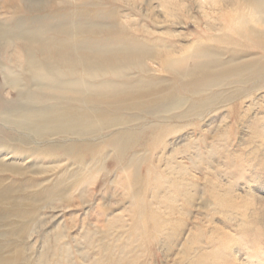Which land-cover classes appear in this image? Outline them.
Instances as JSON below:
<instances>
[{
  "label": "rangeland",
  "instance_id": "1",
  "mask_svg": "<svg viewBox=\"0 0 264 264\" xmlns=\"http://www.w3.org/2000/svg\"><path fill=\"white\" fill-rule=\"evenodd\" d=\"M81 1L0 0V24L22 18V28L33 30L41 26L35 8L48 3L69 18L114 26L118 37L102 38L138 43L149 55L116 78L119 89L145 101L191 79L176 74L177 61L205 62L221 79L197 95L209 101L180 95L177 106L132 122L137 134L126 154L140 159L136 174L107 155L104 169L82 180L72 158L29 150L41 143L27 132L22 160H2L0 152L3 164L21 170L0 171V264H264V71L245 82L227 73L264 61L242 35L245 26L264 25L241 22L248 19L242 0ZM9 51L0 47V130L12 135L21 130L2 113L27 107V90L44 86L25 79ZM11 75L20 86H11ZM8 139L0 133V143Z\"/></svg>",
  "mask_w": 264,
  "mask_h": 264
},
{
  "label": "bare ground",
  "instance_id": "2",
  "mask_svg": "<svg viewBox=\"0 0 264 264\" xmlns=\"http://www.w3.org/2000/svg\"><path fill=\"white\" fill-rule=\"evenodd\" d=\"M88 1L90 0H82L80 4H88ZM242 1L245 3L248 19L241 17V22L264 25V0ZM51 7L48 3H43L35 8L38 13L35 21L40 22L41 26H36L33 30L22 28V18H16L13 23L0 24V47L11 51L9 57L23 71L25 79L44 86L40 92L27 90L28 94L24 95L29 103L27 107L19 104L4 109L6 112L2 113L3 120L19 128L18 131L21 132L11 135L0 130L10 142L15 143H0L2 160L11 157L18 160L16 162L22 160L24 152L20 148L28 145L27 132L34 141L41 143V146L29 147V150L33 153L39 150L44 158H55L53 154L57 157V153L66 155L67 159L72 158L74 163L84 169L80 177L82 180L86 178L84 173L90 176L104 169L107 155L117 158L121 169L125 170L126 166H130L134 174L138 173L140 159L136 153L130 156L126 154V150L131 147L132 137L137 134V129L134 131L130 128L132 122L141 119L143 114L147 116L168 106H177L182 100L180 95L189 94L193 101H209V96L201 98L197 95L216 85L221 79L220 75H209L205 62L190 66L177 61L176 74H188L191 79L188 82L177 79L172 86L175 93H158L155 99L145 101L144 94H133L123 87L119 89L116 78H122L132 67L142 68L149 57L146 50L135 42L102 38L103 34L118 37L114 26H102L81 16L69 18L61 14L57 7H52L55 9L50 17L48 10ZM50 19L56 21L52 22ZM242 35L251 41V47L261 52L264 58V28L245 26ZM178 62L182 65H178ZM78 70L81 72L78 73ZM262 71L264 61H249L238 64L227 73H234L240 81L245 82V78H252ZM10 77L11 86H17L19 76ZM128 110L131 112H127ZM166 126H162V129ZM150 132L153 133L154 130ZM158 134L151 138L154 139ZM96 137H101L102 141L96 143ZM92 138L95 140L91 141ZM106 148L112 149L113 153L106 152ZM7 170L21 173L18 165L3 164L0 159V171ZM75 173L78 175L79 171ZM46 195L45 198L50 200L54 196L50 193Z\"/></svg>",
  "mask_w": 264,
  "mask_h": 264
}]
</instances>
